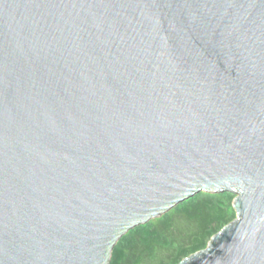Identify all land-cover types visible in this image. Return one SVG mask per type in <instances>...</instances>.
Masks as SVG:
<instances>
[{
    "label": "water",
    "instance_id": "obj_1",
    "mask_svg": "<svg viewBox=\"0 0 264 264\" xmlns=\"http://www.w3.org/2000/svg\"><path fill=\"white\" fill-rule=\"evenodd\" d=\"M225 192L178 264H264V0H0V264H111Z\"/></svg>",
    "mask_w": 264,
    "mask_h": 264
},
{
    "label": "trees",
    "instance_id": "obj_2",
    "mask_svg": "<svg viewBox=\"0 0 264 264\" xmlns=\"http://www.w3.org/2000/svg\"><path fill=\"white\" fill-rule=\"evenodd\" d=\"M233 193L205 194L181 203L161 218L129 231L111 264H178L205 249L236 217Z\"/></svg>",
    "mask_w": 264,
    "mask_h": 264
}]
</instances>
